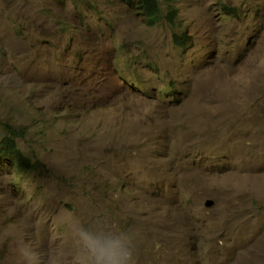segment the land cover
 I'll list each match as a JSON object with an SVG mask.
<instances>
[{
    "label": "rangeland",
    "instance_id": "obj_1",
    "mask_svg": "<svg viewBox=\"0 0 264 264\" xmlns=\"http://www.w3.org/2000/svg\"><path fill=\"white\" fill-rule=\"evenodd\" d=\"M133 9L0 0V137L37 161L0 160V264H73V219L130 230L137 264H264V0Z\"/></svg>",
    "mask_w": 264,
    "mask_h": 264
},
{
    "label": "clouds",
    "instance_id": "obj_2",
    "mask_svg": "<svg viewBox=\"0 0 264 264\" xmlns=\"http://www.w3.org/2000/svg\"><path fill=\"white\" fill-rule=\"evenodd\" d=\"M67 226L76 244L73 264H137L134 235L130 230L114 228L106 221L85 226L75 219L68 221ZM16 257L18 264H59L55 254L42 256L27 243L17 246Z\"/></svg>",
    "mask_w": 264,
    "mask_h": 264
},
{
    "label": "trees",
    "instance_id": "obj_3",
    "mask_svg": "<svg viewBox=\"0 0 264 264\" xmlns=\"http://www.w3.org/2000/svg\"><path fill=\"white\" fill-rule=\"evenodd\" d=\"M127 6L133 7L134 11L143 15V17L149 22L153 23L157 20L160 13V3L167 0H123ZM222 8H226L225 4L221 5ZM173 13V12H172ZM168 13V19L173 24L174 17ZM172 40L176 45L184 46L187 42V38L184 34H173ZM183 43V44H182ZM4 135L0 137V160L8 162L10 166L21 172H27L36 167L37 161L31 160L19 147L18 138L21 133L18 132L16 127L4 123L2 125Z\"/></svg>",
    "mask_w": 264,
    "mask_h": 264
},
{
    "label": "water",
    "instance_id": "obj_4",
    "mask_svg": "<svg viewBox=\"0 0 264 264\" xmlns=\"http://www.w3.org/2000/svg\"><path fill=\"white\" fill-rule=\"evenodd\" d=\"M213 204V201H211V200H207L206 202H205V205L206 206H210V205H212Z\"/></svg>",
    "mask_w": 264,
    "mask_h": 264
},
{
    "label": "bare ground",
    "instance_id": "obj_5",
    "mask_svg": "<svg viewBox=\"0 0 264 264\" xmlns=\"http://www.w3.org/2000/svg\"><path fill=\"white\" fill-rule=\"evenodd\" d=\"M172 12L174 13V9H173V11H170V13H172ZM173 13H172V14H173ZM172 14H171V15H172ZM172 38H173V35H172ZM173 42H174V41H173ZM182 44H183V43H182Z\"/></svg>",
    "mask_w": 264,
    "mask_h": 264
}]
</instances>
